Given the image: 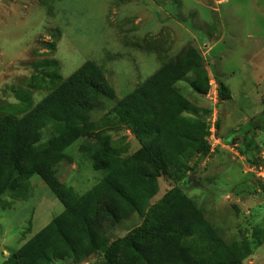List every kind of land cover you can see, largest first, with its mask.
I'll list each match as a JSON object with an SVG mask.
<instances>
[{"label":"rangeland","instance_id":"374dc122","mask_svg":"<svg viewBox=\"0 0 264 264\" xmlns=\"http://www.w3.org/2000/svg\"><path fill=\"white\" fill-rule=\"evenodd\" d=\"M187 48L202 57L209 89L197 95L187 80L176 87L196 109L186 116L206 129L210 151L186 158L182 190L225 246L261 242L243 264H264V184L258 178L264 130L254 128L261 122L249 124L264 113V0H0L1 112L24 107L26 95L36 106L54 90L51 84L30 87L37 64L56 61L62 81L86 62L101 69L115 99H103L93 110V131L66 149L57 166V180L83 195L106 174L94 169L89 155L99 133L122 159L141 148L133 127L112 112L115 103ZM221 84L227 95H221ZM22 185L0 200V264L63 211L39 177ZM175 187L182 182L160 177L150 205ZM141 223L133 214L107 224V238L117 241ZM104 263L92 256L53 264Z\"/></svg>","mask_w":264,"mask_h":264},{"label":"trees","instance_id":"16d2710c","mask_svg":"<svg viewBox=\"0 0 264 264\" xmlns=\"http://www.w3.org/2000/svg\"><path fill=\"white\" fill-rule=\"evenodd\" d=\"M203 62L194 48H187L115 103L112 112L121 124L133 127L141 148L122 159L99 133L89 155L94 169L106 174L83 195L57 180V166L66 149L93 131L91 113L103 99L113 101L114 91L93 62L65 81L56 61L34 66L39 75L30 87L51 84L54 90L36 106L26 95L24 107L7 114L0 109V200L37 176L63 211L2 264L81 263L92 256L104 258V264H243L261 246L259 241L225 246L182 190L187 186L186 158L206 156L210 146L206 129L186 116L196 109L176 85L187 80L195 94L205 95L209 83ZM220 92H228L222 84ZM255 122L263 126L254 128L264 130V113L249 124ZM163 175L174 176L182 188H172L150 205ZM133 214L141 217V225L110 242L106 225L111 228Z\"/></svg>","mask_w":264,"mask_h":264},{"label":"built area","instance_id":"2783aa9c","mask_svg":"<svg viewBox=\"0 0 264 264\" xmlns=\"http://www.w3.org/2000/svg\"><path fill=\"white\" fill-rule=\"evenodd\" d=\"M213 124H214V122H213ZM212 130H213V128H212ZM262 162H263V167H264V154L262 155ZM258 173H259L258 178H260V180L264 184V168H261V167L258 168Z\"/></svg>","mask_w":264,"mask_h":264},{"label":"water","instance_id":"95a60500","mask_svg":"<svg viewBox=\"0 0 264 264\" xmlns=\"http://www.w3.org/2000/svg\"><path fill=\"white\" fill-rule=\"evenodd\" d=\"M189 181H191V184H192L193 186H196V185H197V184L194 182V179H193V178H190Z\"/></svg>","mask_w":264,"mask_h":264}]
</instances>
